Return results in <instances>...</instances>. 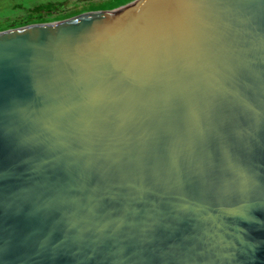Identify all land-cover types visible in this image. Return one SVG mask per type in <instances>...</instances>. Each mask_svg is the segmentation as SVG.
<instances>
[{"label":"water","instance_id":"water-1","mask_svg":"<svg viewBox=\"0 0 264 264\" xmlns=\"http://www.w3.org/2000/svg\"><path fill=\"white\" fill-rule=\"evenodd\" d=\"M0 264H264V0L0 33Z\"/></svg>","mask_w":264,"mask_h":264},{"label":"rangeland","instance_id":"rangeland-1","mask_svg":"<svg viewBox=\"0 0 264 264\" xmlns=\"http://www.w3.org/2000/svg\"><path fill=\"white\" fill-rule=\"evenodd\" d=\"M122 0H0V33L113 10Z\"/></svg>","mask_w":264,"mask_h":264}]
</instances>
